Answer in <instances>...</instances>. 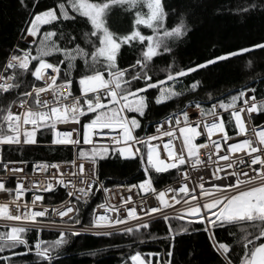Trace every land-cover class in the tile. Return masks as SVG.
Returning <instances> with one entry per match:
<instances>
[{"label":"snow or ice","instance_id":"1","mask_svg":"<svg viewBox=\"0 0 264 264\" xmlns=\"http://www.w3.org/2000/svg\"><path fill=\"white\" fill-rule=\"evenodd\" d=\"M115 4H127L130 8L142 5V8L146 9V11L135 12L132 30L127 34L110 31L105 25V12ZM56 7L59 9V16L56 9L50 7L31 18L24 30L26 36L31 38V43L35 45V54L33 49L27 46L29 41L25 40V47L17 46L3 62V70L0 71V97L7 99L14 90L17 95L6 106H0V146L35 144L37 131L41 129L51 131L53 145H79L81 141L78 129L62 131L57 128V125L67 123L69 120L79 124L81 117L86 113H92L88 122L82 124L83 144L92 145V147L87 150L80 148L78 162L77 159L65 162L64 167L70 169L68 172H65L58 162L34 164L32 168L34 173L37 171L46 173L50 168L55 170L51 176L41 180L28 177L22 167H9V164L13 163L11 161L3 165L4 170L15 177V186H6L8 177L0 176V196L3 197L0 199V221L5 222L2 227L7 229L0 231V253L16 249L18 246H24L25 254L33 251V248L28 247L25 233L32 228L39 229L45 226L44 222L38 221L37 218L44 217L48 209L37 211L22 203V197L26 192L34 193L33 202H35L43 199L41 195H35V192H51L56 186H62L70 189L67 192L68 197H75L76 201L87 204L93 185L99 183L95 176L98 158L104 159L109 155L118 154L122 159H132L139 155L140 162L144 165L145 178L138 185H130L128 190L137 188L141 193H151L159 201V207H149L142 198L140 212L149 217V220L139 222L136 207L127 208V216L123 218L118 215L116 219H110L107 212L118 211V209L115 206H103L105 214L96 215L93 212L91 220V230H94L97 235H112L113 231L121 230L116 226L124 225L129 219L138 222L135 228L123 227L122 231L125 234L148 229L150 223L156 219L152 216L153 213L161 212L163 208H171L174 204H181L182 207L173 215L163 214V220L169 222L172 219H188L189 222H199L206 232H212L216 227L224 228L232 224L246 223L252 231L242 229L244 235L238 243L243 246V255L239 259V264H264V242H260L264 238V126L246 127L245 119L241 116V113H247L248 119H251L250 114L264 112V100L257 103L254 95L245 98L246 90H241L236 95H232L227 103L221 100L218 105L213 104L207 111L201 107L200 103H197L196 108L201 117L205 118L203 120L192 122L189 112L185 110L170 116L167 120V128L163 124H158L157 135L137 137L134 131L141 127V123L135 116L129 118L126 113L143 115L147 104L145 95L140 94L145 89L136 88L133 91L130 80H151L146 71L148 63L159 54L170 52L167 40L179 39L186 34L185 20L181 17L171 28H165L166 12L162 0H106L102 3L93 2V0H62ZM69 9L71 13L86 18L91 25L92 31L90 34L85 33V36L95 37L98 45L93 43L90 54L78 45L75 48L59 47L53 39L56 35L54 31H45L41 34L42 25H50L61 17L64 20L72 19ZM140 25L150 29L151 34H142L138 30ZM21 38L24 39L23 36ZM133 42H139L141 45L146 42V46L142 49V58L136 59L135 64L130 66L132 68L138 66L140 71L131 75L129 80L126 79L128 69L118 67L117 57L122 45L131 46ZM253 49H264V43L215 57L213 60L206 61V64H213ZM54 53L63 55L68 72L71 71L73 62L78 57L83 60L88 74L81 75L78 80L80 95H73L72 79L63 78L60 83H57L60 68L57 64L49 63L45 59ZM34 61L38 63L32 66ZM49 69L54 74H48ZM192 71L194 68L176 71L174 75L169 72L166 80L172 81ZM28 74L35 81H42L43 84L36 86L33 82L30 91H20L22 83L27 86V83L20 78ZM165 82L157 80L155 84L148 83L147 88H156L157 84L163 85ZM191 87L195 89L197 84L193 83ZM49 90L51 99H42L41 93ZM250 91L255 92V89ZM178 95L180 93L173 88L160 87L155 103L161 104ZM241 100L243 106L238 107L237 101ZM217 106L225 111L231 110L228 122L234 121L236 137H245L249 131L252 137L228 143L230 137L225 131L224 119L217 116ZM208 116L217 118L208 121L206 119ZM73 132L77 133L75 138H73ZM203 132L207 133V140L197 143V137H201ZM216 133L223 134L222 138L212 139ZM97 135L108 136L109 141L98 143L94 140V136ZM160 137L168 138L163 143L166 158H162L159 145L152 143ZM178 138H182V147L177 151L174 150L173 141ZM222 145L225 147L222 148ZM233 154L242 155L234 156ZM202 155L206 159H201ZM86 161L89 165L87 172ZM184 165L192 169L200 168V171L195 173V178L191 180V186L188 181L193 174L187 169L182 171L181 166ZM170 169H175L182 176L180 186L166 187L158 191L154 187V182L159 177H154L152 173H166ZM209 169H211L210 172ZM225 169H233V171L225 172ZM205 176H210L211 187H205ZM25 180H28L27 184ZM104 191L107 189L105 188ZM169 192L172 193L171 196H168ZM178 194L182 196L178 198ZM131 200L132 197L129 196L127 200H122V203L127 204ZM66 211L72 212L73 208L69 207ZM58 214L63 218L66 212L61 211ZM8 222L19 223L9 224ZM69 222L67 233L77 235L71 223L79 224L80 220L69 217L66 223ZM168 230L169 233L172 232L170 223ZM180 230L187 229L182 227ZM210 239L213 249L223 258L225 264H233V261L229 259L230 245L218 242L214 235ZM66 242L65 231H61L59 237L53 241L37 239L34 243V253L39 264H51L55 250ZM12 255L15 256L17 253L12 252ZM171 257L172 251L169 248L166 259H160L159 253H150L145 256L140 251L131 254L129 259L131 264H171ZM10 259V256H0V264H10Z\"/></svg>","mask_w":264,"mask_h":264},{"label":"trees","instance_id":"2","mask_svg":"<svg viewBox=\"0 0 264 264\" xmlns=\"http://www.w3.org/2000/svg\"><path fill=\"white\" fill-rule=\"evenodd\" d=\"M62 0H0V70L13 48L20 43L25 29L31 18L36 14L55 8ZM93 2H106V0H93ZM166 17L165 28H171L182 17L187 25L186 34L179 39H169L167 44L170 52L159 54L148 63L146 68L151 77L149 82L155 83L171 72L194 68L185 76L177 77L178 84L175 91L180 95L161 103H155L158 95L153 88L145 89L142 95L146 97V108L144 114L126 113L131 118L135 116L141 123V127L134 131L137 137H142L152 131V124L173 112L181 111L188 106H196L200 103L205 109L211 102L223 100L228 102L232 95L246 87L255 89L257 98L264 97V49H253L250 52L228 57L206 64V61L215 57L223 56L229 52L249 48L258 43H264V0H162ZM145 11L142 5L130 8L127 4L111 5L106 11L105 25L110 31L127 34L133 27L135 12ZM72 19L64 20L62 17L50 25L41 26V34L45 31H54L53 39L62 48H75L77 45L89 54L93 50V43L98 45L95 37L85 36L92 31L90 23L79 14L71 13ZM144 35L151 34V30L143 25L138 27ZM146 45L133 42L131 46L122 45L121 52L117 57V65L122 69H128L126 79L140 71V68L130 67L135 64L136 59L142 58L141 51ZM33 54L35 45L32 44ZM49 63L59 66L60 72L57 80L63 78L73 80L74 92H79L78 80L81 75L88 74L85 71L83 60L79 57L73 62L74 66L70 72L67 70V62L60 53H54L46 57ZM61 61H64L61 63ZM38 61H34V66ZM205 65L204 67H196ZM27 83L21 84L20 91H29L32 83H38L30 74L20 78ZM132 90L144 88L145 80L131 81ZM197 84L195 89L191 85ZM14 90L7 99L0 97V106L16 98ZM241 101H237L239 104ZM92 113H86L80 118V123L87 122ZM264 119V115L262 116ZM52 133L50 130L41 129L37 131L36 143L20 148L4 147L2 157L4 160L12 161H59L70 160L73 156L72 149L67 146L44 145L51 143ZM86 150L90 148L83 147ZM78 148L76 157L79 156ZM146 151V150H145ZM146 160V157H145ZM144 165L141 164L139 155L132 159H122L118 154L109 155L104 159L97 160L95 175L102 186L108 187L115 184L139 183L145 178ZM159 177L154 182L157 189L164 186L176 177V170L170 169L166 173H152ZM64 198L62 192L47 194L45 201L48 203L60 201ZM100 202V194L97 189L93 190L87 204L78 203V215L80 220L74 225L91 226V214L93 207ZM169 223L172 232L169 233ZM186 231H181V228ZM4 229V228H0ZM252 231L247 224L228 225L224 228L216 227L212 232L204 231V226L199 222L189 220L172 219L165 222L162 219L152 221L148 229H140L133 233L125 234L123 231L112 235H71L66 232L67 242L53 253L51 264H130V255L136 251L141 253H160L162 259H166L169 248L172 251L171 264H225L222 257L212 247L211 236H215L218 242L230 245L229 259L233 264H239L243 255V246L238 243L244 231ZM59 232L42 230L39 239L53 241L57 239ZM25 239L30 244L37 240L34 230L25 233ZM260 242H264V238ZM22 247L5 250L0 256L21 252ZM10 264H39L35 254L10 256Z\"/></svg>","mask_w":264,"mask_h":264},{"label":"built area","instance_id":"3","mask_svg":"<svg viewBox=\"0 0 264 264\" xmlns=\"http://www.w3.org/2000/svg\"><path fill=\"white\" fill-rule=\"evenodd\" d=\"M24 39L20 38V43L23 44V47H25V40L29 41V44L27 45L28 47L32 46L31 43V38L27 37L26 34L24 33L23 35ZM19 46L16 45L12 51H14V49ZM11 51V52H12ZM10 52V53H11ZM3 70V67L1 68L0 71ZM48 74H54L51 73V70H47ZM58 77V75H57ZM107 77V76H106ZM61 81L57 80V83H60ZM43 82L42 81H38V83L36 84V86H42ZM31 90V88L29 89V91ZM243 90H246V97L252 96L254 95L256 97V95L254 94V92L250 91L252 90V88L250 87H246ZM72 91H73V95L74 96H78L80 95V93H75L74 92V88L72 87ZM41 98L42 99H51V91L49 90L48 92L45 93H41ZM261 100H264L263 98H257L256 97V102L259 103ZM216 104L218 105V102H211L207 105V107L205 108V110H209L211 109L212 105ZM238 107L243 106V102L241 100V102L239 104H237ZM86 107V106H85ZM188 111L189 112V118L192 122H195L197 120H203L205 118L201 117L199 110L196 108V106H188L184 109H182L181 111L178 112H173L170 113L169 115H166L164 117H162L161 119H158L157 121H155L152 124V131L142 137H146L148 135H157L156 132V128L158 126V124H163L165 128H167V120L170 116H175L176 114H179L182 111ZM230 112L231 110H227L225 111L224 109H220L218 106L216 108V113L217 116L224 119L225 121V131L228 132L229 134V141L228 143H232V142H236L238 139H242V138H250L252 137V133L251 131H249L245 137H236L235 135V129H234V121H232L231 123H229V117H230ZM248 115L247 113H241L242 118L245 119L246 122V127H253V126H264V119L262 118V116L264 115V112H256V113H252L251 115V119H248ZM217 117H213V116H208L206 119L208 121H211L213 119H216ZM88 122V121H87ZM85 123V122H84ZM83 124V123H82ZM82 124L79 123H75L71 120H69L67 123L64 124H58L57 128L59 130L62 131H71L73 128L78 129L79 131V135H80V144L79 145H53L52 143H48V144H44V145H50V146H67L70 147L72 149V153L73 156L70 160H59V161H34V162H25V161H12V160H4L2 157V150L5 146H0V176H7L8 179L6 180V186L9 187H14L15 186V177L12 175V173L10 172H6L3 168V165L5 163H8L9 161L13 162L12 164H9V167H13V166H18V167H22L24 169V172L27 173L28 177H31L35 180H41L44 179L48 176H51L55 170L54 169H49L46 173H41L39 171L37 172H33L32 168L34 164H38V163H42V162H47L49 164L53 163V162H58L62 165V167L64 168L65 172H68L70 169L67 167H64V164L66 161H71L74 159H77L78 162V158L76 157V150L78 148L81 147H86V148H91L92 145H84L83 144V131H82ZM202 128V125H201ZM107 131V130H105ZM114 134V133H113ZM77 135L76 132H73V138H75ZM135 135V134H134ZM221 133H216L212 139H216L219 140L222 138ZM140 137V138H142ZM94 140H96L98 143H107L109 141V137L108 136H102V135H97L94 136ZM168 140L167 137H160L159 140L156 141H152V143L154 144H158L159 145V150L161 151V156L162 158H166V153L163 152V143H165ZM207 140V133L203 132L201 137H197V143H203ZM29 145H33V144H29ZM24 146H28V145H24L23 143H21L20 145H13L11 147H16V148H20V147H24ZM173 146H174V150H179L182 147V138H178L176 140L173 141ZM9 147V146H8ZM225 146L222 145V148H224ZM235 155H242V154H233ZM201 159H206L205 156H201ZM23 162V163H21ZM220 163H224V162H220ZM241 168L243 167L242 165L240 166ZM89 165L88 162H85V169L86 172L88 171ZM182 171L184 169H187L190 173H192L193 175H191L189 177V185L191 186V180L195 178V173L200 171V168L198 167L197 169H192L190 168L188 165H184L181 166ZM247 170V169H245ZM211 171V169H209V172ZM225 172H231L233 171V169H225ZM96 176V175H95ZM221 176L223 177V173H221ZM67 178V177H66ZM243 178V177H242ZM182 180V176L177 173L176 171V177L171 180L170 182H168L167 184H165L164 186H161L159 188H157V190H163L166 187H179L180 186V181ZM204 181H205V187H211V178L210 176H205L204 177ZM25 183H28V180H25ZM136 184L138 185L139 183H123V184H115L112 186H108V187H104L101 185V183H97L93 185V190L97 189L99 194H100V202L98 204H96L93 209H92V214H91V220L93 218V212H95L96 215H100V214H105V207L103 206H115L118 211H111L109 210L107 212V215L109 216L110 219H116L117 216L119 215L121 218L127 216V208L129 207H136L137 212L139 213V217L138 220L139 222H144V221H148L149 217L144 216L143 213L140 212V201L143 198L145 200V203L149 206H156L159 207V201H157L155 199V196L152 195L151 193H141L138 191L137 188H132L131 191H129V186ZM107 189V191H104V189ZM70 189H66L62 186H56V188L51 191V192H44V191H37L35 192V195H41L43 197L42 200L40 201H35L33 202V195L34 193L29 191L26 192L25 195L22 197V203L27 204L29 206V208L33 209V210H37V211H43L44 209H48L46 215L44 217H39L37 218L38 221H43L45 226L43 228H32L31 230H34L37 234V239H39V235L40 232L42 230H52V231H57V232H61V231H65L67 232L68 227L70 226V222L66 223L67 221H69V217H73L75 218L78 215V203L79 202H83V201H76L75 197H68L67 192ZM199 191V190H198ZM57 192H62V195L64 196V198L60 201H56V202H51L48 203L45 201V197L47 194H51V193H57ZM93 191L90 193L88 199L91 197ZM172 193L169 192L168 196H171ZM131 196L132 200L130 202H128L127 204L122 203V200H127V198ZM182 196V194H178V198ZM3 197L0 196V199H2ZM12 206L10 205V208ZM72 207L73 211L72 212H67V208ZM182 207L181 204H174L172 205L171 208H163L161 209V212L158 213H153L152 216L155 217V220L158 219H162V215L163 214H168V215H173L177 210H179ZM21 211H23V208H21ZM61 211H65L66 215L61 218L59 216V212ZM153 220V221H155ZM188 220V219H186ZM138 221L137 220H126L124 225H119L116 226L118 228H120L121 230L119 231H113V233L115 232H120L122 231L123 227L125 226H131L133 228H135V225ZM4 221H0V228H4L2 227V225L4 224ZM9 224H18L19 222H8ZM71 227L73 228V230H75L77 233H81V234H91V235H97L96 232L94 230H91V226L89 227H84V226H79V225H74L71 223ZM6 229V228H4ZM29 247V246H28ZM31 253V252H30Z\"/></svg>","mask_w":264,"mask_h":264},{"label":"rangeland","instance_id":"4","mask_svg":"<svg viewBox=\"0 0 264 264\" xmlns=\"http://www.w3.org/2000/svg\"><path fill=\"white\" fill-rule=\"evenodd\" d=\"M145 11H146V9H145ZM105 15H106V12H105ZM105 15H104V22H105ZM34 17V16H33ZM43 26V25H42ZM167 42V41H166ZM146 46V45H145ZM141 57H142V51H141ZM147 71V70H146ZM167 75L168 74H166L165 75V77H163L162 79H160V80H162V81H166L165 82V84H163V85H159V84H157V86H156V88H153V89H155L156 90V92H157V94H159V89H160V87H167V88H173L174 90H175V86H177V84H178V81H177V77L176 78H174V80H172V81H167L166 80V77H167ZM107 76V74L105 73V77ZM148 83H152V82H149V81H145V87H144V89H150V88H147V84ZM156 83V82H155ZM155 83H153V84H155ZM243 224H246V223H238V224H232V225H237V226H239L240 227V225H243ZM248 225V224H247ZM7 229H1L0 231H6ZM59 237V236H58ZM35 243V242H34ZM34 243L33 244H30L29 242H28V246H29V248H33V251H31V253L30 252H28L29 254H35L34 253ZM22 247V251L21 252H16L17 253V255H24L25 254V248H24V246H21ZM155 254V253H153V252H147V253H142V254H144L145 256H147V254ZM5 256H13L12 254H8V255H5ZM159 258L160 259H162V256H161V254L159 253ZM130 264H131V261H130Z\"/></svg>","mask_w":264,"mask_h":264}]
</instances>
